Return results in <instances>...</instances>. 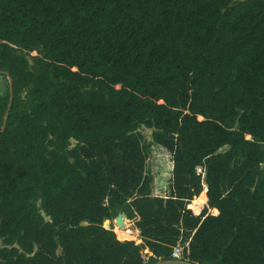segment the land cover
I'll use <instances>...</instances> for the list:
<instances>
[{
  "label": "trees",
  "instance_id": "trees-1",
  "mask_svg": "<svg viewBox=\"0 0 264 264\" xmlns=\"http://www.w3.org/2000/svg\"><path fill=\"white\" fill-rule=\"evenodd\" d=\"M5 73L0 264H264V0H0Z\"/></svg>",
  "mask_w": 264,
  "mask_h": 264
},
{
  "label": "rangeland",
  "instance_id": "rangeland-1",
  "mask_svg": "<svg viewBox=\"0 0 264 264\" xmlns=\"http://www.w3.org/2000/svg\"><path fill=\"white\" fill-rule=\"evenodd\" d=\"M37 52L29 54L30 57L37 56ZM10 81L8 77L0 78V96H5L9 90ZM142 133L145 136L147 143L152 142V156L149 160V168L154 174V191L155 196L167 197L170 193V184L172 179L173 162L170 153L163 147L153 143L152 129L143 128ZM203 173L202 169H199ZM205 191V190H204ZM195 200V199H194ZM193 200V201H194ZM192 201V202H193ZM191 202V203H192ZM207 206V200L204 204L197 206L196 210L191 209L195 214H200ZM189 208V206H188ZM209 213L214 214L213 209L208 210ZM121 216V215H120ZM114 221H106L104 227L107 229L113 228L119 240H133L136 243H141L139 231L135 226V219L130 220L124 215V223H117ZM145 259H148L147 252L144 253Z\"/></svg>",
  "mask_w": 264,
  "mask_h": 264
},
{
  "label": "built area",
  "instance_id": "built-area-1",
  "mask_svg": "<svg viewBox=\"0 0 264 264\" xmlns=\"http://www.w3.org/2000/svg\"><path fill=\"white\" fill-rule=\"evenodd\" d=\"M189 242H186L185 244H182L179 242L174 248L172 253L173 260L181 261L184 256V251L188 250Z\"/></svg>",
  "mask_w": 264,
  "mask_h": 264
},
{
  "label": "water",
  "instance_id": "water-1",
  "mask_svg": "<svg viewBox=\"0 0 264 264\" xmlns=\"http://www.w3.org/2000/svg\"><path fill=\"white\" fill-rule=\"evenodd\" d=\"M5 74H6V76L8 77V79H9V81H10V76H9V74H8V73H5ZM10 82H11V81H10ZM7 117H8V114H7V116H6L5 122H6V120H7ZM4 128H5V125H4V127H3V129H2V131L4 130ZM116 220L118 221L117 223H120V222H121V218H120V216H118V217L116 218ZM145 264H148L146 259H145ZM149 264H191V263H188V262H185V261H175V260H171V261H158V262H155V263H149Z\"/></svg>",
  "mask_w": 264,
  "mask_h": 264
},
{
  "label": "bare ground",
  "instance_id": "bare-ground-1",
  "mask_svg": "<svg viewBox=\"0 0 264 264\" xmlns=\"http://www.w3.org/2000/svg\"><path fill=\"white\" fill-rule=\"evenodd\" d=\"M120 218H121V223L123 224L124 223V215H121ZM123 226H125V224H123Z\"/></svg>",
  "mask_w": 264,
  "mask_h": 264
},
{
  "label": "crops",
  "instance_id": "crops-1",
  "mask_svg": "<svg viewBox=\"0 0 264 264\" xmlns=\"http://www.w3.org/2000/svg\"><path fill=\"white\" fill-rule=\"evenodd\" d=\"M205 191H207L206 186H205ZM206 198H207V196H206ZM213 210H215V209H213ZM138 231H139V230H138Z\"/></svg>",
  "mask_w": 264,
  "mask_h": 264
}]
</instances>
